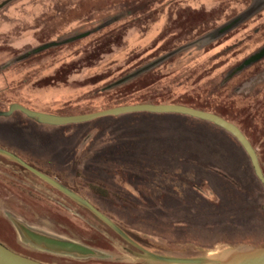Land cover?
<instances>
[{
	"label": "rangeland",
	"instance_id": "374dc122",
	"mask_svg": "<svg viewBox=\"0 0 264 264\" xmlns=\"http://www.w3.org/2000/svg\"><path fill=\"white\" fill-rule=\"evenodd\" d=\"M262 49L264 0H0V147L57 168L115 225L0 155V240L44 264H217L264 249V189L223 129L176 114L65 126L7 116L14 104L63 117L104 111L149 68L153 87L136 98L162 95L243 122L264 162V57L241 67ZM97 183L109 198L92 193ZM13 220L98 256L33 250Z\"/></svg>",
	"mask_w": 264,
	"mask_h": 264
},
{
	"label": "water",
	"instance_id": "95a60500",
	"mask_svg": "<svg viewBox=\"0 0 264 264\" xmlns=\"http://www.w3.org/2000/svg\"><path fill=\"white\" fill-rule=\"evenodd\" d=\"M264 57V49H262L258 54L252 56L249 60L244 63V66L249 65L250 63L257 62ZM242 66V67H244ZM149 70L143 69L134 76L142 74L143 72ZM18 111L24 114L29 119L35 120L43 125L48 126H65L71 124H81L85 122H90L99 118L104 117H117L120 115L126 114H134V113H150V114H176V115H183L188 116L191 118H195L201 121H205L211 123L224 131L228 132L231 136H233L241 147L244 149L246 154L248 155L254 173L258 180L261 182L262 186L264 187V175L262 169L259 164V160L256 154L255 149L249 142V140L245 137V135L241 132V130L235 126L234 124L230 123L229 121L223 119L222 117L193 109L187 106L181 105H153V104H142V105H132V106H121L113 109L104 110L101 112H96L92 114L80 115V116H72V117H63V116H56V115H49L44 114L41 112H36L29 110L21 105L14 104L11 106L9 113ZM0 154L6 155L10 157L12 160L20 164L22 167L27 169L33 175L59 191L60 193L64 194L68 198L74 200L75 202L79 203L80 205L84 206L88 209L93 215H95L98 219H100L103 223L109 226L111 229H115V225L104 215L98 212L88 201L82 199L76 193L70 191L69 189L62 186L56 180L45 176L44 174L36 171L35 169L28 166L22 160L17 158L14 155L9 154L3 150H0ZM19 234L26 240L27 238L36 241L39 245L48 252L65 255V256H75V257H97L98 253L88 247H85L77 242L67 240L58 236H54L42 231L38 230H30L27 226L21 223L18 220H13ZM173 264H200L201 261L195 260H181V259H169L167 260ZM0 264H42L35 260L20 256L11 250L4 247L0 244ZM217 264H264V249H254L248 251H241L240 254L233 257L231 260L227 262H218Z\"/></svg>",
	"mask_w": 264,
	"mask_h": 264
},
{
	"label": "trees",
	"instance_id": "16d2710c",
	"mask_svg": "<svg viewBox=\"0 0 264 264\" xmlns=\"http://www.w3.org/2000/svg\"><path fill=\"white\" fill-rule=\"evenodd\" d=\"M51 47H53V46H51ZM47 49L48 48H39L37 51L42 53V52H45V50H47ZM257 62H259V61H257ZM257 62L250 63L249 65H246V66H244V64H243L244 67H242V66L241 67L243 69H246V68L251 67L252 65L256 64ZM147 71L143 72L142 73L143 75L139 74V75L135 76V78H133L130 81L126 82V84L124 83L123 85H121L120 88L121 87H129L131 85H137L138 84V86H136L134 89H131L125 95L122 94V98L116 97L115 99H112L114 101V104L111 107L106 108V110L117 108V107H121V106L138 105V104H153V105L173 104V105L187 106V107H190V108H193V109H197V110H201V111H205V112H209V113L218 115V116L222 117L223 119L229 121L230 123L236 124V126L241 130V132L245 135V137L249 140V142L251 143V145L254 148V145H253L252 141L248 138L246 133L243 131L244 130L243 129V124H242L243 122H240V121L239 122H233L230 119H228L224 114L220 113L219 111L210 110L208 107L201 106V105H192V104H189L187 102L174 101L172 98H167L166 99L162 95L161 96L154 95V96H149V97L142 96V97H137L136 98V95H138V94H140V93H142L144 91H147L151 87H153V84H151V85H147L146 84L145 80L152 73V72H147ZM233 77L230 78L227 81V83L230 82L233 79ZM0 150H4V151H8V152L12 153L16 157H19L20 159H22L25 163H27L29 166H31L36 171L44 174L45 176H47L49 178L57 180V182H59L62 186H64L65 188L69 189L70 191L78 194L76 191H74V189L69 187V185L67 184L66 181H64L62 178H59L60 174L54 173L56 171H59L57 168H53V167H50V166H45L44 167V165L42 163H37L36 160L32 159L31 157L23 158L22 156H20V154L18 152H15L14 150L1 148V147H0ZM0 162L6 163L5 158L0 156ZM259 164H260V167H261L263 175H264V162L261 159H259ZM13 165L16 168H18L19 170H21L22 172L27 173L28 175L38 179L36 176H34L30 172L26 171L25 169H23L19 165H17V164H13ZM257 180H258V178H257ZM258 182L260 183L261 187L264 189V187L262 186L261 182L259 180H258ZM90 190L92 191V193L94 195H96L98 197H101V198H106L107 199L110 196L108 190L104 189L102 187V185L98 184V183L90 185ZM42 264H44V263H42Z\"/></svg>",
	"mask_w": 264,
	"mask_h": 264
},
{
	"label": "flooded vegetation",
	"instance_id": "af4514ba",
	"mask_svg": "<svg viewBox=\"0 0 264 264\" xmlns=\"http://www.w3.org/2000/svg\"><path fill=\"white\" fill-rule=\"evenodd\" d=\"M4 151V150H3ZM5 152H8V151H5ZM9 154L13 155L12 153L8 152ZM0 155H3V154H0ZM3 156H6V155H3ZM15 156V155H14ZM19 158V157H17ZM20 159V158H19ZM22 160V159H20ZM23 161V160H22ZM24 162V161H23ZM17 165H19L20 167H22L20 164H18L17 162H15ZM25 163V162H24ZM27 164V163H26ZM28 165V164H27ZM29 166V165H28ZM31 167V166H30ZM23 169H25L24 167H22ZM32 168V167H31ZM26 171H28L27 169H25ZM29 172V171H28ZM31 173V172H30ZM32 174V173H31ZM35 176V175H34ZM14 224V222H13ZM15 226V224H14ZM16 228V226H15ZM30 230H32L31 228H29ZM26 241L29 243L28 245L30 246L31 249L33 250H40V251H45L40 245L39 243H37L36 241H32L30 239H26ZM0 244H2L4 247H6L7 249L11 250L12 252L20 255V256H23V257H26V258H29L25 253H23V251H20V250H16V249H12L10 246H8L4 241H1L0 240ZM28 246V247H29ZM30 259V258H29Z\"/></svg>",
	"mask_w": 264,
	"mask_h": 264
},
{
	"label": "bare ground",
	"instance_id": "6f19581e",
	"mask_svg": "<svg viewBox=\"0 0 264 264\" xmlns=\"http://www.w3.org/2000/svg\"><path fill=\"white\" fill-rule=\"evenodd\" d=\"M238 254H240V252H231V253H229L227 256H225V259L227 260V261H229V260H231L233 257H235L236 255H238ZM226 262V261H225Z\"/></svg>",
	"mask_w": 264,
	"mask_h": 264
}]
</instances>
